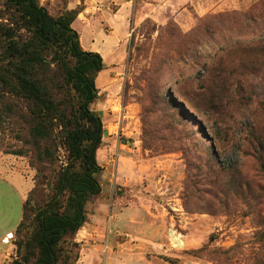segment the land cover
Segmentation results:
<instances>
[{
  "label": "rangeland",
  "instance_id": "374dc122",
  "mask_svg": "<svg viewBox=\"0 0 264 264\" xmlns=\"http://www.w3.org/2000/svg\"><path fill=\"white\" fill-rule=\"evenodd\" d=\"M49 1L51 12L60 10V4ZM74 1L68 0V7L81 5L83 10L72 28L80 32L84 47L102 49L105 33L116 25L109 26L105 20L100 27L97 22L76 23H86L98 10L116 14L118 3L92 1L86 6L79 0L73 7ZM117 15L125 22L124 35L114 48L121 58L91 107L102 114L105 136L109 133L117 141L103 158L107 141L102 134L96 154L101 168L98 181L159 182L154 194L162 198L161 206L147 198L140 201L166 225L159 247H152L136 232L119 235L121 241L140 245L128 252L133 253L131 262L264 264V171L260 167L264 164V0H130L126 11ZM99 82L103 88L105 84ZM178 91L193 108L188 109ZM194 108L198 117L191 113ZM185 110L196 123L184 124ZM113 117L120 121L118 127L114 128ZM0 121L1 256L11 248V240L7 244L1 240L20 221L35 171L27 157L7 153L22 143L13 138L20 122H14L3 105ZM253 136L259 140L254 146ZM128 142L138 151L130 154L132 160L122 162L120 153L127 149L118 146ZM207 148L214 156L212 167L204 160ZM58 155L59 165L65 155L62 151ZM216 162L233 172L218 175ZM121 164L127 165L131 178L124 180ZM239 183L242 186L236 188ZM113 192L115 196L121 191ZM74 241L79 259L76 235Z\"/></svg>",
  "mask_w": 264,
  "mask_h": 264
},
{
  "label": "trees",
  "instance_id": "16d2710c",
  "mask_svg": "<svg viewBox=\"0 0 264 264\" xmlns=\"http://www.w3.org/2000/svg\"><path fill=\"white\" fill-rule=\"evenodd\" d=\"M53 2L61 5L59 11H50L49 0H0V105L20 122L13 138L22 143L7 153L27 157L35 171L12 233L14 256L3 264H75L74 238L86 221V203L101 192L96 154L103 130L91 107L105 64L97 53L82 49L72 28L82 6ZM175 93L189 109L191 102ZM185 113L184 124L196 123ZM191 113L198 117L195 108ZM59 151L65 161L58 165ZM213 157L207 148L204 160L211 167ZM256 157L261 160L259 151ZM214 164L218 175L233 172ZM260 167L264 171V164Z\"/></svg>",
  "mask_w": 264,
  "mask_h": 264
},
{
  "label": "crops",
  "instance_id": "0c3cea01",
  "mask_svg": "<svg viewBox=\"0 0 264 264\" xmlns=\"http://www.w3.org/2000/svg\"><path fill=\"white\" fill-rule=\"evenodd\" d=\"M92 1L95 4H100L107 0H84V5L88 6ZM114 1L119 5L118 13L108 15L107 12L98 10V12H94L92 17L90 16L87 18L86 23H76L79 25L90 26L94 22H97L99 23L100 27V21L105 20L109 26L116 25L118 32L115 31L116 26L112 27V30L109 32L105 33L103 31V33H105V37H103L101 42L105 43L106 46H104L102 49L94 48L91 51L90 48L84 47L80 32L78 29L76 30L75 26L73 27V30H75V32L78 34L83 50L97 53L106 65L105 69L99 73L98 78L95 80V87L97 90L104 89L108 85L110 79V70L112 66L121 58V52L118 49L115 50L114 48L119 46V42L124 35L125 22L122 16L117 14H119L121 11H126L130 0ZM146 1L158 3L164 2L165 0ZM78 2L79 0H75L73 2V7L74 5L78 4ZM143 3L147 5L145 2ZM110 46L111 50L109 49ZM98 81H100V84H105V86L100 88ZM101 115L102 114L100 113V118ZM115 118L113 121L114 128L120 125V121H116ZM103 133V138L107 141L105 149L101 154V156L104 158L107 154L112 152V149L115 148L114 146H117V141H115V138L112 135L111 137L109 133L106 134V136L105 132ZM122 135L127 134L122 132ZM129 146V142L127 145L119 144L118 146L120 149H127L125 152L122 151L120 153V159L123 160L122 162L132 160V155L130 154L138 151L132 150V148ZM127 168L128 167L126 164H121L119 166V171H121L120 173L124 174V180L131 178V176H128L130 170H127ZM158 183L159 182H100L101 192L99 195H101L103 201L100 200L98 195L96 198H94L95 200L93 199L94 201L92 200L93 202L90 208L86 207V221L76 234V241L80 244L81 248L77 264H136L135 262H131L133 253L128 252H133L135 250L133 247L140 245L133 244L134 246H132L130 245L132 244L131 242L128 243L126 241H121L122 239L119 235H123L126 231H131L132 233L136 232L140 239L152 244V247L162 246L166 237L165 221L163 218L158 220V216L152 213L147 206L141 205L140 201L143 198H147V201L151 204L161 206L159 203L162 202V198H157L158 196H155L154 194L157 192V189H159ZM114 189H117L118 191L122 189V193L113 196ZM156 200L158 201V204L156 203ZM169 231L170 230L167 229V236ZM10 233L12 234L13 232L8 231L2 237L1 241L3 243L6 236ZM181 238L183 240L182 236ZM126 247L127 250H125ZM103 250H105L104 261L100 259V256H102L101 252L103 253ZM13 256L14 250L11 245V248L6 250L0 256V264H3L7 260H11Z\"/></svg>",
  "mask_w": 264,
  "mask_h": 264
},
{
  "label": "built area",
  "instance_id": "2783aa9c",
  "mask_svg": "<svg viewBox=\"0 0 264 264\" xmlns=\"http://www.w3.org/2000/svg\"><path fill=\"white\" fill-rule=\"evenodd\" d=\"M13 235L10 233L6 236V238L4 239L5 243H8L10 240H12Z\"/></svg>",
  "mask_w": 264,
  "mask_h": 264
}]
</instances>
